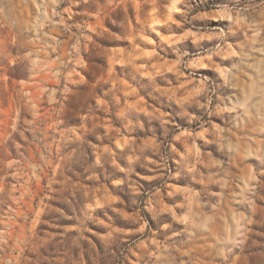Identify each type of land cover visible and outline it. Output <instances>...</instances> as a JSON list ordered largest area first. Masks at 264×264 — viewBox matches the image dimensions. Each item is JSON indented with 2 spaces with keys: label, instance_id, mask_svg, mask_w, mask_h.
I'll return each mask as SVG.
<instances>
[{
  "label": "rangeland",
  "instance_id": "374dc122",
  "mask_svg": "<svg viewBox=\"0 0 264 264\" xmlns=\"http://www.w3.org/2000/svg\"><path fill=\"white\" fill-rule=\"evenodd\" d=\"M0 264H264V0H0Z\"/></svg>",
  "mask_w": 264,
  "mask_h": 264
}]
</instances>
